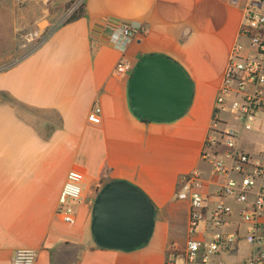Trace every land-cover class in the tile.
Masks as SVG:
<instances>
[{"label": "crops", "instance_id": "obj_1", "mask_svg": "<svg viewBox=\"0 0 264 264\" xmlns=\"http://www.w3.org/2000/svg\"><path fill=\"white\" fill-rule=\"evenodd\" d=\"M77 2L83 16L52 29L18 62L5 68L6 55L0 52V264H11L17 249L35 251L34 264H164L167 250L181 251L187 240L188 203L173 197L181 176L202 172L207 204L211 208L217 202L221 178L201 153L231 50L237 42L248 44L239 35L246 0ZM115 22L141 24L146 34L120 52L105 43ZM91 42L98 44L94 50ZM152 55L179 66L192 86L189 107L172 121L144 122L129 109V76L141 57ZM121 59L131 70L116 77ZM93 107L100 109L99 124L88 122ZM237 144L261 159L264 117L251 131H240ZM71 170L83 181L74 223L66 225L55 207ZM115 180L137 187L155 210L149 242L132 252L100 249L89 231L101 182ZM253 198L254 193L248 202ZM222 203L231 214L221 231L244 235L248 224L239 219L242 206L232 198ZM259 226L264 242V216ZM243 243L241 254L235 247L224 256L227 264H243L250 252Z\"/></svg>", "mask_w": 264, "mask_h": 264}, {"label": "built area", "instance_id": "obj_2", "mask_svg": "<svg viewBox=\"0 0 264 264\" xmlns=\"http://www.w3.org/2000/svg\"><path fill=\"white\" fill-rule=\"evenodd\" d=\"M107 25L105 23L103 27ZM145 34L146 29L141 24L115 22L108 26L105 43L125 52L132 42ZM239 35L248 44L237 42L231 50L215 98L213 127L204 140L201 153V160L211 167L212 174L221 178L215 192L217 202L211 208L208 206L202 172L193 170L181 176L173 197L188 203L187 240L181 251L171 247L167 250L164 264H176L179 255H182V264H227L224 256L240 241L250 249L243 264H264V242L259 226V220L264 216V152L261 159L254 160L237 144L238 133L251 131L256 120L264 117V0H246ZM97 45L91 42V50ZM130 70V64L121 59L114 68V75L124 77ZM220 113L225 117L220 118ZM87 119L92 124H99L100 109L93 107ZM82 181L79 172L69 171L57 197L55 214L66 225L74 223V206L81 199ZM252 193L254 198L249 203L248 196ZM225 198H232L242 206L238 216L248 224L244 235L221 231L231 214L222 203ZM201 225L203 229L199 230ZM196 235L201 238L196 239ZM35 260V251L17 249L11 264H34Z\"/></svg>", "mask_w": 264, "mask_h": 264}, {"label": "water", "instance_id": "obj_3", "mask_svg": "<svg viewBox=\"0 0 264 264\" xmlns=\"http://www.w3.org/2000/svg\"><path fill=\"white\" fill-rule=\"evenodd\" d=\"M191 96L192 86L183 70L159 55L141 57L129 76V109L141 120L180 118ZM154 218V206L137 187L121 180L109 181L96 193L89 231L96 247L127 253L149 242Z\"/></svg>", "mask_w": 264, "mask_h": 264}, {"label": "rangeland", "instance_id": "obj_4", "mask_svg": "<svg viewBox=\"0 0 264 264\" xmlns=\"http://www.w3.org/2000/svg\"><path fill=\"white\" fill-rule=\"evenodd\" d=\"M78 3L77 0L64 4L57 0H0V52L6 55L5 68L24 58L52 29L62 25ZM66 4H70L67 10ZM42 21L47 22L44 29L39 26ZM225 107L228 108V100ZM245 247L239 242L236 249L241 254ZM175 262L182 264V255Z\"/></svg>", "mask_w": 264, "mask_h": 264}, {"label": "trees", "instance_id": "obj_5", "mask_svg": "<svg viewBox=\"0 0 264 264\" xmlns=\"http://www.w3.org/2000/svg\"><path fill=\"white\" fill-rule=\"evenodd\" d=\"M71 4V3H70ZM70 4H66L65 5V9L67 10L70 6ZM83 16V10H82V5L80 4L75 10H73V12L70 14V16L65 20V22L62 25H66L68 23H71L77 19H79L80 17ZM41 43V41L32 49L34 50L39 44ZM29 54V53H28ZM27 54V55H28ZM144 122H147V120H142ZM109 181H102L101 182V187L106 184ZM100 190V189H99ZM98 192V191H97Z\"/></svg>", "mask_w": 264, "mask_h": 264}]
</instances>
